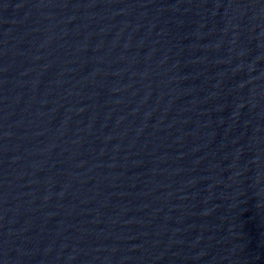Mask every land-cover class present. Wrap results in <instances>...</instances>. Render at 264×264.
I'll use <instances>...</instances> for the list:
<instances>
[{
    "label": "water",
    "instance_id": "obj_1",
    "mask_svg": "<svg viewBox=\"0 0 264 264\" xmlns=\"http://www.w3.org/2000/svg\"><path fill=\"white\" fill-rule=\"evenodd\" d=\"M0 264H264V0H0Z\"/></svg>",
    "mask_w": 264,
    "mask_h": 264
}]
</instances>
